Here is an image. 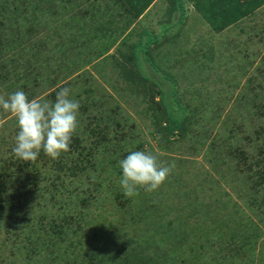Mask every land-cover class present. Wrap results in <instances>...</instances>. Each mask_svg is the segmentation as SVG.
<instances>
[{
    "label": "rangeland",
    "instance_id": "rangeland-1",
    "mask_svg": "<svg viewBox=\"0 0 264 264\" xmlns=\"http://www.w3.org/2000/svg\"><path fill=\"white\" fill-rule=\"evenodd\" d=\"M30 20L0 17V95L68 87L79 127L71 154L23 161L0 108V264H264V0H153L92 34ZM131 151L175 169L126 197Z\"/></svg>",
    "mask_w": 264,
    "mask_h": 264
},
{
    "label": "clouds",
    "instance_id": "clouds-1",
    "mask_svg": "<svg viewBox=\"0 0 264 264\" xmlns=\"http://www.w3.org/2000/svg\"><path fill=\"white\" fill-rule=\"evenodd\" d=\"M71 91L62 88L54 102L29 99L22 90L7 97L0 95V108L17 120L19 131L13 148L17 158L35 162L41 150L53 159L70 151L72 136L79 127L80 108L79 101L71 98ZM119 167L124 195L135 197L140 194V188L146 192L158 190L175 169V163L165 165L151 152L131 151L119 161Z\"/></svg>",
    "mask_w": 264,
    "mask_h": 264
},
{
    "label": "trees",
    "instance_id": "trees-1",
    "mask_svg": "<svg viewBox=\"0 0 264 264\" xmlns=\"http://www.w3.org/2000/svg\"><path fill=\"white\" fill-rule=\"evenodd\" d=\"M152 1L153 0H0V17L5 18L6 15L9 14L11 16H16V18L18 16V18L22 20L25 15H29L31 23L40 24L39 21L42 20V26H68L72 27L74 32L79 31L92 34L100 27L103 28L109 24L105 22V19L111 14L123 20L120 27L132 25L134 18L139 17ZM177 7L179 14L178 19L180 20L184 16V9L179 2ZM155 40V38H146L145 42L150 44L155 42ZM161 100L163 99L160 98L158 104L162 103ZM155 120L156 125H159L162 120L164 121V126L161 129L163 138L172 136L175 131L182 128L183 124L181 118L178 119L172 114H167V116L164 114V118L157 117ZM72 148L74 147L70 146V149ZM64 153L65 155L71 154V151ZM43 179L46 178L44 177ZM48 180L53 184V179L50 178ZM38 221L41 223L39 225H34L35 227H33V229L38 227L43 229L44 232L49 231L50 236L54 237V240L51 241V248H54L56 246L55 237L57 238V236L55 230H57V228L53 225V220H47L46 216L41 215L36 219V223ZM94 226L98 229V232L103 231V228L99 226V222H95ZM98 239H102V237L99 236Z\"/></svg>",
    "mask_w": 264,
    "mask_h": 264
}]
</instances>
